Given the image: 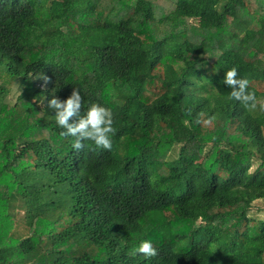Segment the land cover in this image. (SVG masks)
I'll return each mask as SVG.
<instances>
[{"label":"trees","instance_id":"trees-1","mask_svg":"<svg viewBox=\"0 0 264 264\" xmlns=\"http://www.w3.org/2000/svg\"><path fill=\"white\" fill-rule=\"evenodd\" d=\"M233 67L264 99V0H0V264H264V112ZM73 88L110 151L61 135Z\"/></svg>","mask_w":264,"mask_h":264},{"label":"clouds","instance_id":"clouds-1","mask_svg":"<svg viewBox=\"0 0 264 264\" xmlns=\"http://www.w3.org/2000/svg\"><path fill=\"white\" fill-rule=\"evenodd\" d=\"M239 73L236 67L229 69L224 76L223 83L231 89L229 99L241 103L244 107L264 112V99H258L256 93L250 90V81L247 78H238ZM45 84L50 82V77L41 74ZM48 108L55 110L57 124L64 129L61 135L74 137L73 148L82 151L86 148V141L94 143L97 149L111 150L112 137L116 134L114 127V113L112 109L98 103H92L85 114H81L83 97L79 89L73 88L71 94L60 100L53 96L48 101ZM215 117L203 121V124L211 125ZM200 123V121H197ZM130 255H143L146 259L155 258L159 255L158 249L153 244L144 240L139 246L133 249Z\"/></svg>","mask_w":264,"mask_h":264},{"label":"rangeland","instance_id":"rangeland-1","mask_svg":"<svg viewBox=\"0 0 264 264\" xmlns=\"http://www.w3.org/2000/svg\"><path fill=\"white\" fill-rule=\"evenodd\" d=\"M13 92H14V90H13ZM10 98H12L11 97V95H10ZM256 205L258 206V207H260V208H263V202L262 201H257L256 202ZM254 213V212H253ZM256 214V213H255ZM254 214V215H255ZM263 214V213H262ZM262 214H260V215H262ZM50 245V244H49ZM45 247V246H44ZM46 247H48V244H46Z\"/></svg>","mask_w":264,"mask_h":264}]
</instances>
